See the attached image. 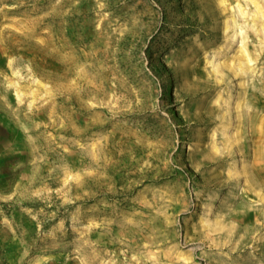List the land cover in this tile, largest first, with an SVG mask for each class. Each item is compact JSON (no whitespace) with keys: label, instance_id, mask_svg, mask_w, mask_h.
I'll return each instance as SVG.
<instances>
[{"label":"rangeland","instance_id":"rangeland-1","mask_svg":"<svg viewBox=\"0 0 264 264\" xmlns=\"http://www.w3.org/2000/svg\"><path fill=\"white\" fill-rule=\"evenodd\" d=\"M0 264H264V0H0Z\"/></svg>","mask_w":264,"mask_h":264},{"label":"bare ground","instance_id":"bare-ground-1","mask_svg":"<svg viewBox=\"0 0 264 264\" xmlns=\"http://www.w3.org/2000/svg\"><path fill=\"white\" fill-rule=\"evenodd\" d=\"M202 140H203V134H202V132L201 131H199L198 133H197V136H196V138H195V140H194V143H193V145H194V147H199L200 145H201V143H202ZM239 167H237V169H238ZM222 188H224L223 186H220V187H217L215 190L217 191V190H220V189H222Z\"/></svg>","mask_w":264,"mask_h":264}]
</instances>
